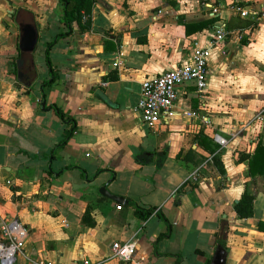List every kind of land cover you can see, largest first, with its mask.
Masks as SVG:
<instances>
[{
	"label": "crops",
	"instance_id": "obj_1",
	"mask_svg": "<svg viewBox=\"0 0 264 264\" xmlns=\"http://www.w3.org/2000/svg\"><path fill=\"white\" fill-rule=\"evenodd\" d=\"M216 1L258 14L220 10L214 23L228 35L209 50L206 92L177 85L170 113L150 129L133 110L141 82L210 44L211 27L186 33L185 24L209 19L199 0H91L70 31L62 0H0V220L29 229L14 264H130L110 257L114 241L129 239L142 263L209 264L223 234L225 264H264V158L249 171L264 146V121L253 119L264 105V0ZM19 10L39 29L28 85L16 76ZM52 41L55 79L44 55ZM50 105L74 120L64 143L71 123ZM234 131L224 147L213 140ZM204 138L218 146L206 163ZM181 151L190 158L178 159ZM198 167V181H187ZM103 185L127 203L101 194ZM245 189L253 214L238 218ZM137 208L155 210L142 219Z\"/></svg>",
	"mask_w": 264,
	"mask_h": 264
},
{
	"label": "built area",
	"instance_id": "obj_2",
	"mask_svg": "<svg viewBox=\"0 0 264 264\" xmlns=\"http://www.w3.org/2000/svg\"><path fill=\"white\" fill-rule=\"evenodd\" d=\"M200 5L207 10L209 18H215L224 6L236 11L241 17H248L251 14H258V11L249 6L241 5L238 2L223 3L216 0H199ZM213 35L209 46L200 47L194 45L192 59L190 63L181 65L175 69L163 72L152 78L145 79L140 84V93L133 110L140 116V120L150 129H157L162 122V118L170 113L177 97V85L192 83L196 94L201 97L207 90V57L212 46L222 43L228 30L223 23H214L211 26ZM192 116V113H187ZM256 122L264 121V105L258 109L253 118ZM238 135L234 131L229 138L220 134H215L213 140L220 146L228 144L229 139ZM214 155V154H213ZM213 155H209L207 160L212 161ZM204 163V164H205ZM199 169L196 168L187 178V181L197 182L199 179ZM120 207V206H118ZM29 234L28 227L18 218H4L0 220V264H14L15 258L19 253H23V244ZM136 243L129 239L126 241H114L111 244V258L130 264H149L142 263L135 258ZM33 264H53L52 262L37 261ZM74 264H99L88 257H82Z\"/></svg>",
	"mask_w": 264,
	"mask_h": 264
},
{
	"label": "trees",
	"instance_id": "obj_3",
	"mask_svg": "<svg viewBox=\"0 0 264 264\" xmlns=\"http://www.w3.org/2000/svg\"><path fill=\"white\" fill-rule=\"evenodd\" d=\"M63 6H64V16L63 21L68 27V30H71V24L75 20H79L80 17H82L81 11L85 10V12L90 11L91 6V0H62ZM18 22H32V15L30 12H25L24 10H19L17 12L16 16ZM215 18H209L207 21L200 22L198 24H185L186 33L189 32L191 28H196L194 30H201L205 27H211L212 24H214ZM68 34V32L64 33L65 36ZM52 42H49L44 50L45 60L47 64L50 67L51 77L55 79V73L51 65V61L49 58V52L48 49L52 45ZM25 62L23 66L20 68L21 72L23 73L22 83L25 85H28L29 83H32L35 79V66L33 62L31 61L30 55H24ZM51 108H53L58 115L65 121H69L71 123L70 130L66 133L65 138L61 141V143H64L72 134V132L75 130V124L74 120H71L70 117H68L59 107L55 105H50ZM200 144V143H199ZM202 145L204 148L213 155V159L216 155V150L218 146L212 141L211 139H203ZM178 159H184L188 160L190 157L186 156L182 151L179 152L176 156ZM261 158H264V146L261 144L257 145L255 147L254 155L249 159V171L253 175L256 170H254V167H258V164L256 163L257 160H260ZM139 160V158H137ZM257 164V165H256ZM219 171L221 173H224V169L222 166L218 167ZM261 173H264L263 170H261ZM155 209H149L145 211L144 213L141 212L140 209L137 208L136 214L137 216L141 217L142 219L148 218L152 212H154ZM235 212L238 218H247L250 217L253 214V195L245 189L244 192L241 195V198L235 205ZM225 234L219 235V244L225 245L224 242Z\"/></svg>",
	"mask_w": 264,
	"mask_h": 264
},
{
	"label": "water",
	"instance_id": "obj_4",
	"mask_svg": "<svg viewBox=\"0 0 264 264\" xmlns=\"http://www.w3.org/2000/svg\"><path fill=\"white\" fill-rule=\"evenodd\" d=\"M19 30H20V34L18 40V48H19L20 57L17 59L16 62L17 63L16 76L19 81H22L23 73L21 72L20 68L23 66L25 62L24 55H30L31 61L33 62L32 54L35 51L39 40V29L33 20L32 22H20ZM42 105H44V101L42 102ZM99 192L104 196H107L108 198L117 202L119 205L122 203H127L122 197L109 193L106 190L105 185L99 188ZM226 230H227V226H224L223 232H226ZM226 257H227V251L225 247H223L221 244H218L216 246V249L209 264H225Z\"/></svg>",
	"mask_w": 264,
	"mask_h": 264
}]
</instances>
